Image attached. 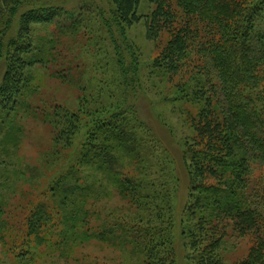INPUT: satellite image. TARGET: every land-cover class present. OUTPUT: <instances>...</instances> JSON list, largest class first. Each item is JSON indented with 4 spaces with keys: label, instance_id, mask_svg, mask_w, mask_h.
I'll list each match as a JSON object with an SVG mask.
<instances>
[{
    "label": "trees",
    "instance_id": "16d2710c",
    "mask_svg": "<svg viewBox=\"0 0 264 264\" xmlns=\"http://www.w3.org/2000/svg\"><path fill=\"white\" fill-rule=\"evenodd\" d=\"M33 1L0 0V107L7 114L20 108L22 97L34 82L33 68L42 63L40 51L33 43V25L64 22L61 32L67 34L81 26V11L76 13L53 0H40L32 6ZM149 1L154 5L149 13L139 12L142 0H111V8L96 10L99 28L104 29L113 46L125 102L120 109L90 123L77 163L52 185L64 210V220L75 223L81 217V204L86 205L91 195L93 185L82 181L84 167L104 168L112 173L124 196L138 197L140 204L144 197L146 207L152 199L149 193H143V180L124 175L125 165L117 154L121 152L143 164L144 158L153 153L152 144L158 142L141 106L140 100L146 95L140 81L138 48L127 34L130 27L144 19L149 40L158 41L163 34L169 36L152 62L151 72L173 78L187 67L193 70L194 83L181 86L183 90L192 85L188 100L197 109L193 118L196 137L181 151L188 175V218L195 220L189 227L191 237L187 241L200 254L203 240H210V234L216 232L211 221L215 212H220L234 220L242 235L256 234L257 242L241 264H264V0ZM194 53L199 57H193ZM30 109L26 105V110ZM55 115L63 122H55L47 114L54 124L62 125L58 138L64 137L65 146L70 148L79 123L81 126L80 116L64 109ZM163 148L171 158L165 144ZM2 189L0 179V241L5 240L2 229L7 208ZM146 210L150 209H143L149 214ZM206 210L211 211L208 216L204 215ZM33 211L27 235H36L35 240L42 243L49 233L45 236L39 232L51 216L45 203ZM163 212L161 209L149 216L163 219ZM145 220L141 217L142 225L135 233L148 247L149 256L158 247L173 249L164 219L160 227H151ZM90 234L97 239L110 238L103 228ZM211 242L210 248L202 249L197 264H224L215 251L220 239Z\"/></svg>",
    "mask_w": 264,
    "mask_h": 264
},
{
    "label": "rangeland",
    "instance_id": "374dc122",
    "mask_svg": "<svg viewBox=\"0 0 264 264\" xmlns=\"http://www.w3.org/2000/svg\"><path fill=\"white\" fill-rule=\"evenodd\" d=\"M39 2L34 0L32 6ZM53 2L76 13L81 11V26L67 34L61 32L64 22L33 25V43L40 51L38 56H42V63L33 68L34 82L22 97L20 108L7 114L0 107V179L7 202L0 264H197L202 249L210 248L215 238L220 239L215 251L222 262L241 264L250 256L257 242L256 234L242 235L234 220L220 212H215L211 221L217 227L216 232L212 231L210 240H203L200 254L187 241L191 237L189 227L195 220L188 218V175L181 151L196 137L193 118L197 109L195 103L188 100V93H193L192 85L183 90L181 86L193 82V70L187 67L173 78L151 72L152 62L169 36L163 34L158 41L149 40L144 19L130 27L127 34L138 48L140 81L146 95L140 100L141 106H144V117L155 129L158 142L152 144L153 153L144 158L143 164L121 152L117 154L125 165L124 175L143 180L146 184L143 193H149L152 199L146 207L144 197L140 204L138 197L124 196L112 173L104 168L84 167L82 181L93 185L91 195L86 205L81 204V217L75 223L64 220V210L59 206L60 199L52 191V185L77 163L90 123L120 109L125 99L113 46L104 29L99 28L96 11L111 8V0ZM153 8L149 0H142L139 12L149 13ZM28 104L29 111L26 110ZM62 109L79 114L81 119L75 143L70 148L65 146L64 137L58 138L62 125L54 124V121L63 122L55 115L62 113ZM47 114H51L54 121ZM164 144L171 158L164 151ZM43 203L51 220L45 221L40 229V234L49 233L47 241L40 243L35 240L36 235H27L28 219L34 207ZM143 209H150L151 212L146 210L149 214L164 211V229L174 244L173 249L168 250L172 252L158 247L156 253L149 256L148 247H144L135 230L142 225L139 224L141 217L151 227H160L163 219L149 216ZM209 212L204 211V215L208 216ZM102 228L110 238L102 240L91 236V232Z\"/></svg>",
    "mask_w": 264,
    "mask_h": 264
}]
</instances>
